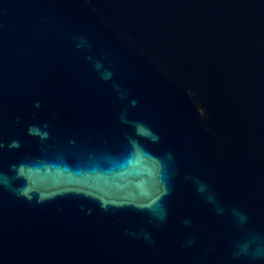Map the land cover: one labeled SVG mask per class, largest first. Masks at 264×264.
<instances>
[{
	"label": "water",
	"instance_id": "obj_1",
	"mask_svg": "<svg viewBox=\"0 0 264 264\" xmlns=\"http://www.w3.org/2000/svg\"><path fill=\"white\" fill-rule=\"evenodd\" d=\"M0 264H264V0H0Z\"/></svg>",
	"mask_w": 264,
	"mask_h": 264
}]
</instances>
